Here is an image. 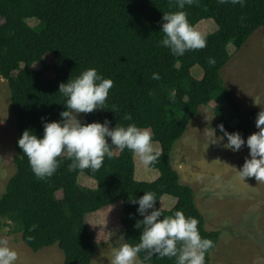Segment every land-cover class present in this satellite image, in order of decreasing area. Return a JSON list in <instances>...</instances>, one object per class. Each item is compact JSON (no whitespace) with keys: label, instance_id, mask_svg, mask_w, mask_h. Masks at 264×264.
Wrapping results in <instances>:
<instances>
[{"label":"trees","instance_id":"obj_1","mask_svg":"<svg viewBox=\"0 0 264 264\" xmlns=\"http://www.w3.org/2000/svg\"><path fill=\"white\" fill-rule=\"evenodd\" d=\"M178 10L174 0L171 6L169 0H0V76L10 90L17 130L15 172L0 196V218L12 223L32 250L56 244L64 254L63 264H90L98 242L88 229L86 214L118 201L122 204L124 243H138L141 229L134 225L143 217L137 212L138 205L131 201L148 191L158 199L156 208H160L163 195L175 197L171 209L160 208L162 215L179 210L186 217L198 219L201 237L216 245L219 230L205 228L193 190L180 182L170 157L174 144L201 105H209L217 126L222 124L227 132H239L244 139L250 133L259 111L238 107L233 91L223 82L221 69L230 59L228 44L233 42L239 48L258 27L264 26V0H246L243 8L219 4L217 0H198L186 6L183 11L188 13L193 27L200 20L212 19L217 30L205 35L207 47L181 57L158 46L163 37V13ZM29 18L38 23L31 26ZM47 55L52 56V63L45 61ZM209 57L215 59V65L209 66ZM35 63L41 64L40 70L33 68ZM195 65L202 68L200 79L191 75ZM89 68L114 83L104 109L84 114L81 123H103L107 119L110 127L134 123L149 128L161 151L157 162L150 166L159 172L156 179L136 180L134 154L127 149L115 153L116 148L96 172H69L71 161L61 156L58 159L62 163L51 178L37 180L32 173L28 158L17 145L18 139L26 129L42 137V118L59 121L60 113L66 110L59 84ZM45 71L53 72V77L44 78ZM153 73L161 78L152 79ZM218 93L228 102L237 119L235 124L224 116ZM113 105L118 112H111ZM125 113L133 119L123 120ZM218 132L223 135L219 129ZM80 174L93 178L96 187L81 185ZM32 225L38 227L30 231ZM143 256L140 253V259ZM209 260L207 255L206 264ZM150 264H175V259L153 256Z\"/></svg>","mask_w":264,"mask_h":264},{"label":"clouds","instance_id":"obj_2","mask_svg":"<svg viewBox=\"0 0 264 264\" xmlns=\"http://www.w3.org/2000/svg\"><path fill=\"white\" fill-rule=\"evenodd\" d=\"M170 6L173 0H169ZM198 0H174L175 12H164L162 15V39L158 46L166 47L173 56H184L188 51H196L207 47V37L196 30L188 20V13L183 9L197 4ZM219 4L239 5L243 8L246 0H217ZM243 20V17L241 18ZM209 66L215 65L214 58L207 60ZM158 73L152 79L159 80ZM113 80L104 78L95 68L84 70L74 79L60 83L58 92L65 98L66 110L60 113L59 121L47 122L42 118L43 134L38 138L32 130L26 129L17 141L18 147L28 158L30 169L37 180L51 178L60 167L63 156L70 160L67 170L98 171L105 157L112 156V149L123 152L126 149L138 157L139 162L150 167L161 155V151L153 144L152 132L149 128H140L134 123L127 126L116 124L110 127V121L103 123H81L76 119L80 113L88 114L94 110H103L113 87ZM174 99V97H173ZM119 109L113 105L111 112ZM123 120L133 119L130 113L123 115ZM222 136L216 137L211 129L212 139L209 144H220L222 147L237 152L242 146L249 149V157L237 170L242 182L254 180L255 184L264 185V110L255 119L258 131L245 140L239 132L229 133L224 126H217ZM208 147V146H207ZM155 193L148 191L132 199L138 205L137 212L143 217L134 227L141 229L139 242L123 243L111 249V264H150L153 256L157 258L175 259V264H206V256L215 249L211 239L202 238L198 229L199 221L194 217H186L182 211L164 217ZM149 210H151L149 212ZM162 217V219H161ZM38 225L29 229L34 231ZM31 240V237H29ZM144 253L140 259V253ZM18 253L9 246L7 239H0V264H16Z\"/></svg>","mask_w":264,"mask_h":264},{"label":"rangeland","instance_id":"obj_3","mask_svg":"<svg viewBox=\"0 0 264 264\" xmlns=\"http://www.w3.org/2000/svg\"><path fill=\"white\" fill-rule=\"evenodd\" d=\"M27 22L31 26L38 23L34 18L27 19ZM194 28L208 35L217 30V25L212 19H203L197 22ZM227 50L230 59L221 69L225 86L233 91L241 110L249 108L264 110V26L258 27L239 48L231 42ZM45 61L52 63V56L47 55ZM33 68L40 70L41 64L35 63ZM200 73L202 68L199 65L191 68V75L194 78L197 79ZM43 77L52 78L53 72L45 71ZM217 97L224 116L230 124H235L237 119L228 102L220 93ZM76 119L82 122L84 113L78 114ZM205 122L208 127L212 126L216 137L222 136L217 130V119L209 105L199 106L198 113L190 120L189 125L194 132L198 130L203 134V145L202 148L198 146V150L195 147L189 148L187 157L193 178L201 184L205 197H208V199H202L201 195L197 197L198 189L196 186L193 187L194 198L205 219V228L219 230L215 249L209 255V264H264V185L255 184L254 180H247L245 183L238 177L237 170L242 167L245 159L250 158L247 146L232 152L222 147L226 140L220 144L208 145L212 137L202 131L201 123ZM256 131L258 130L254 123L245 140ZM16 138L10 90L6 80L0 76V196L15 172ZM139 164L137 159L134 174L139 171ZM85 177L93 179L80 174L78 177L80 184L84 186L85 183V186L93 187L95 183L84 182ZM57 196L60 197L61 192H58ZM115 205L111 213L100 214L98 217L92 212L85 217L88 229L90 227L89 231L98 242V248L90 264H111V249L124 243L119 209L121 202L118 201ZM106 219H109V222ZM102 222L101 226H97ZM0 239H7L9 246L17 251L16 264H63L64 254L56 244L34 251L23 242L21 233L14 230V225L3 218H0Z\"/></svg>","mask_w":264,"mask_h":264},{"label":"crops","instance_id":"obj_4","mask_svg":"<svg viewBox=\"0 0 264 264\" xmlns=\"http://www.w3.org/2000/svg\"><path fill=\"white\" fill-rule=\"evenodd\" d=\"M202 75H203V72L198 75L197 79H200L202 77ZM249 109H257V108H249ZM258 111L260 112V110H258ZM189 124H190V122H189ZM189 124L187 125L183 136L174 144L173 150L171 153V157H170V162H171L172 167L177 171V173L179 175V180L182 184L190 186L192 188V190H193V187L196 186L198 189L197 197L199 195H201L202 199H208V197H205V194L202 191L201 184H198L197 181L193 178V172L188 165L189 159L187 157V150L189 148L195 147L198 150V146L201 147V145H203L202 144L203 143V139H202L203 134H201L197 129H196L197 131L194 132L193 128L191 129V126ZM201 126H202L203 132H207L208 134L210 133V128L212 127L211 125H210V127H208L206 122H205V123H201ZM216 127H217V124H216ZM153 144H154V147L156 149L160 150V144L158 142L153 141ZM115 153H118V149H116ZM137 159H138V157H136L134 155L135 165L137 164ZM195 160H197V158ZM139 165H140L139 171L134 174L136 180L152 181L159 176V172L156 169H152L150 167H145L141 163ZM83 181L88 183V184H91V182L95 183V185L93 187H89L88 185L85 186V183H84L85 187H89V188H95L96 187V181L93 179H88L85 177V178H83ZM193 199H194V202L197 206V200L194 198V191H193ZM175 202H176L175 197L165 194L162 196V198L159 202V207L163 210L165 208H166L165 210H169L174 206ZM115 206H116L115 203L109 204V205L104 206L103 208L99 209L98 211L93 212L92 214H94V216L99 217L100 214L111 213L110 211ZM119 206H120L119 209H120V216H121L122 204ZM197 208H198V206H197ZM204 208L208 209V207H204ZM88 214H91V213H88ZM86 216H87V214H86ZM106 221L109 222V219L108 220L106 219ZM107 222L105 224H107ZM102 224H103V222L98 223L97 226H101ZM89 229H90V227H89Z\"/></svg>","mask_w":264,"mask_h":264}]
</instances>
